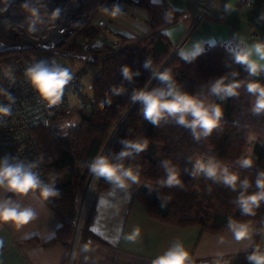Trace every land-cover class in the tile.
Here are the masks:
<instances>
[{
  "label": "trees",
  "instance_id": "obj_1",
  "mask_svg": "<svg viewBox=\"0 0 264 264\" xmlns=\"http://www.w3.org/2000/svg\"><path fill=\"white\" fill-rule=\"evenodd\" d=\"M136 4L148 15V32L144 36L132 38L118 33L116 37L121 42L120 48L114 50L100 46L93 51L94 62L101 66L100 74L93 81V108L74 111L72 115L78 118L77 123L67 131L55 127L59 117L63 116L61 114L55 115L49 126L39 124L32 131L40 156L43 155L44 158L42 164L48 181L55 175L56 187L60 190L59 197L51 198L50 206L62 218L63 223L51 243L60 244L68 250L72 248L77 231L80 198L86 195L93 177L87 165L95 156L103 154L126 116L131 103L128 94L133 88L146 87L150 81V73L142 67L145 58H151L153 67L160 70L171 54L173 45L168 41L164 30L176 25L184 16V13L164 8L152 0H138ZM97 33V26L90 21L71 37L63 49L79 53L77 42L93 39ZM227 47L221 43L206 46L204 54L192 63H186L179 55H175L166 68L173 71L184 91L199 93L210 80L231 70L226 67V63L230 62ZM36 52L30 49L0 52V67L2 64L7 65L9 75H13L16 67H22L24 60ZM122 65H129L134 71H140L141 75L135 78L134 83L122 80ZM232 69L240 72L241 79L247 76L238 65L233 64ZM8 76H3L0 71V86L8 88ZM257 79L264 83V74ZM122 83L128 92L122 96H112L111 106L102 107L101 101L106 95H111L109 88ZM241 92L238 99L221 101L212 98L222 106L223 131L214 132L207 140L199 143L193 141L188 130L174 124L159 128L152 126L141 116L139 105L123 123L106 154L121 150L118 143L120 139L148 138L147 150L136 160L125 161V164L134 168L138 165L141 170L140 182L134 185V197L142 203L152 219L179 228L198 227L212 234L227 230L229 217L247 223L264 219V205L254 217L241 216L239 209L231 203L235 193L201 177L192 178L184 171L191 170L189 158L194 161L198 158L207 159L209 155L216 156L223 164L239 171L241 176L248 175L254 179L257 171H264V117L258 118L248 112L250 98L243 90ZM253 137L251 154L254 167L241 170L234 162L248 154L247 148ZM163 159H171L179 167L184 189L160 186L159 180L164 172L159 167V162ZM109 185L103 179L96 178L94 187L97 192H101ZM160 196L164 200V207H161ZM92 213L91 205L82 224V244L88 237L86 232ZM246 255L247 253L239 255L237 264H248Z\"/></svg>",
  "mask_w": 264,
  "mask_h": 264
},
{
  "label": "clouds",
  "instance_id": "obj_2",
  "mask_svg": "<svg viewBox=\"0 0 264 264\" xmlns=\"http://www.w3.org/2000/svg\"><path fill=\"white\" fill-rule=\"evenodd\" d=\"M21 7L27 14L30 30L33 31L48 15L47 0H24ZM234 10L227 4L224 7L226 14H231ZM60 12L57 8L50 15L52 18H58ZM120 12L121 7L118 4L112 6L113 17ZM261 18H264V13H261ZM205 43L206 41L196 40L190 49L182 50L178 55L186 63H192L204 54ZM230 45L226 48L230 57L226 67L231 70L210 80L196 94L184 91L170 68L157 70L153 67L152 59L146 57L142 67L150 73V79L156 81V86L133 88L128 94L130 102L139 105L141 116L152 126L159 128L174 124L182 127L189 131L191 138L197 143L207 140L214 132L223 131V109L213 97L221 101L238 99L243 90L250 98L248 112L258 118L264 117V83L257 79L264 74V41L249 43L243 37L234 36ZM233 64L242 68L247 76L241 79L240 72L232 69ZM120 74L122 80L129 84L134 83L135 78L141 75L139 70L134 71L129 65H122ZM24 76L37 97L49 106L57 105L61 101L65 87L73 79L68 67L48 58L30 64L24 70ZM9 83H14V77L9 76ZM127 92L123 83L111 86V95L105 96L101 106H111L112 96H122ZM0 97L6 101L0 102V123H3L5 117L12 115L16 97L2 86ZM118 143L121 145L119 152L98 154L87 167L95 178L128 191L139 184L141 170L138 165L135 168L126 165L125 161L136 160L145 152L148 148V138H123L118 140ZM188 160L192 164L191 170L184 171L190 177H201L236 194L231 203L239 209L241 216L254 217L257 210L264 205V171H257L253 179L248 175L241 176L239 171L223 164L214 155H209L207 159ZM43 161V155L36 160L21 159L9 154L0 157V193L3 194L0 196V221H11L21 227L36 219L35 209L23 202L29 194L33 199L41 201L60 196V190L56 187L57 177L52 175L50 181L42 178L40 169ZM234 164L241 170H248L254 167V159L252 154L248 153L238 158ZM159 167L164 172V176L159 180L161 187L184 189L179 167L171 159L161 160ZM208 191H211V187ZM159 198L161 207H164V200L161 196ZM226 227L237 242L248 241V248L245 249L248 264H264V249L256 242V237L264 234V220L253 227L250 223L229 217ZM139 234V228L133 229L127 240L135 242ZM188 261V251L181 242L175 241L167 251L157 256L152 264H187Z\"/></svg>",
  "mask_w": 264,
  "mask_h": 264
},
{
  "label": "crops",
  "instance_id": "obj_3",
  "mask_svg": "<svg viewBox=\"0 0 264 264\" xmlns=\"http://www.w3.org/2000/svg\"><path fill=\"white\" fill-rule=\"evenodd\" d=\"M152 1L184 13L180 22L164 30L175 55L190 49L196 40L206 41L205 47L216 43L230 47L234 36L249 43L264 41V0H254L250 7L241 6L239 0H215L204 17L202 9L208 7V0ZM226 4L235 9L231 14L225 13ZM20 11L18 7L13 13ZM112 23L117 34L130 38L148 32V15L136 2H129ZM84 199L80 198V207ZM23 202L35 209L37 217L21 227L0 221V264H152L175 241L188 251L187 264H237L239 255L247 253L248 241L237 242L228 229L212 234L198 227L179 228L152 219L134 197V186L125 191L110 184L101 192L93 187L85 208L86 215L93 207L88 237L85 243L80 242L81 223L70 250L51 243L63 221L49 202L33 199L31 194ZM249 223L256 227L260 221ZM136 228L140 230L136 241H128L127 236ZM256 242L264 249V234L256 237Z\"/></svg>",
  "mask_w": 264,
  "mask_h": 264
},
{
  "label": "built area",
  "instance_id": "obj_4",
  "mask_svg": "<svg viewBox=\"0 0 264 264\" xmlns=\"http://www.w3.org/2000/svg\"><path fill=\"white\" fill-rule=\"evenodd\" d=\"M137 1L47 0L48 15L33 31L30 30V21L21 7L24 0H8L7 11L0 18L3 20L0 24V52L25 49L37 52L24 60L22 67H16L13 75H9L14 77V83L10 84L9 76L7 78V89L16 97V103L13 105L12 115L5 117L4 122L0 123V157L9 154L21 159L36 160L40 157V153L32 131L37 125L49 126L51 119L57 114L70 116L76 110L93 108V85L88 89L92 95L88 96L82 84L88 72V65L94 62L93 51L100 46L114 50L121 47L120 40L115 36L117 28L112 23L114 18L111 15L112 6L118 4L123 12L129 2ZM214 2L215 0H208V7L202 9L203 17L209 14V8ZM253 2L254 0H239L243 7H250ZM12 5L19 7L21 11L12 13ZM57 8L61 10L60 16L52 18L50 14ZM107 13L108 16H103ZM90 21H93L98 28L95 38L78 41L79 53L65 51L63 46ZM63 56L69 59L73 79L65 87L61 101L57 105L49 106L37 97L24 76V70L35 61L46 58L55 59L68 67L62 60ZM72 98L75 99L77 107L71 104ZM0 102L6 103L3 97H0ZM40 170L42 178L48 181L43 164ZM47 201L52 204L51 198Z\"/></svg>",
  "mask_w": 264,
  "mask_h": 264
},
{
  "label": "rangeland",
  "instance_id": "obj_5",
  "mask_svg": "<svg viewBox=\"0 0 264 264\" xmlns=\"http://www.w3.org/2000/svg\"><path fill=\"white\" fill-rule=\"evenodd\" d=\"M7 2H8V0H0V17H2L3 16V14H5L6 13V11H7ZM17 6H14V5H12L11 6V12L13 13V12H15L16 10H17ZM3 22V20L1 19L0 20V24ZM171 54H172V52H171ZM170 54V55H171ZM169 55V56H170ZM169 58V57H168ZM167 58V59H168ZM167 59H166V61H167ZM62 60H63V62L69 67V59L67 58V57H65V56H63L62 57ZM165 61V62H166ZM77 62H79L80 64H81V62L80 61H77ZM164 62V63H165ZM164 65V64H163ZM162 65V66H163ZM69 69L71 70V68L69 67ZM88 70V72L86 73V75L84 76V78H83V80H82V84H83V86H84V89L85 90H87V93H86V95H92V92L90 91H88V89H89V87H91L92 85H93V81H94V79L100 74V72H101V66H100V64L98 63V62H92V63H90L89 65H88V68H87ZM0 71H1V74L3 75V76H5V77H7L8 75H9V71H8V67H7V65H5V64H2V66L0 67ZM72 72V71H71ZM150 81H151V79H150ZM149 81V82H150ZM148 82V83H149ZM148 85V84H147ZM71 104L73 105V106H75V107H77L78 105L76 104V102H75V99H71ZM132 106H134L132 103H130V106H129V110H130V108L132 107ZM128 110V111H129ZM71 116V117H70ZM70 116H62V117H59V122L58 123H56V125H55V127L56 128H58L59 130H61V131H67L70 127H72V126H74L76 123H77V117H76V115L74 116V115H70ZM253 143H254V137L251 139V141H250V144H249V147L247 148V150H248V153H251V151H252V145H253ZM95 181H96V179H95ZM94 185H95V182H94ZM94 185H93V187H94ZM93 189V188H92ZM152 190V189H151ZM86 196V195H85ZM85 196H84V198H85ZM84 203H85V199H84ZM83 208H84V204H82V206L80 207V213H79V218H78V221L80 220V216H81V212H82V210H83ZM87 208V207H86ZM83 216L85 217V210H84V214H83ZM81 217V223H83V218L84 217ZM81 225V224H80Z\"/></svg>",
  "mask_w": 264,
  "mask_h": 264
},
{
  "label": "water",
  "instance_id": "obj_6",
  "mask_svg": "<svg viewBox=\"0 0 264 264\" xmlns=\"http://www.w3.org/2000/svg\"><path fill=\"white\" fill-rule=\"evenodd\" d=\"M174 56H175V53H172V54L169 56V58L167 59V61L164 63V65L160 68V70L165 69V68L168 66V64L170 63V61L173 59ZM151 81H152V79H151ZM151 81H150V82H151ZM150 82H149V83H150ZM149 83H148V84H149ZM155 83H156V81H154L153 86L155 85ZM147 86H148V85H147ZM137 106H138V104L135 105V106H132V107L130 108V110L127 112L126 116L124 117V119L122 120V122L119 124V126H118L117 129L115 130V132H114L112 138L110 139L108 145L106 146V149L104 150L103 154H106V153H107V151H108V149H109V147H110V145H111L113 139L115 138V136L117 135L118 131H119L120 128L122 127L123 123L126 121V119L128 118V116L134 111V109H135ZM95 179H96V178L93 176V177H92V180H91V182H90V185H89V187H88V190H87L86 196H85L84 208H83V210H82V212H81L82 214H81V216H80L79 224H78V227H77L76 238H77V236H78V233H79V230H80V227H81V226H80V224H81V217H82L83 214H84V210H85V208H86V203H87V200H88V198H89L90 192H91V190H92V188H93V185H94Z\"/></svg>",
  "mask_w": 264,
  "mask_h": 264
},
{
  "label": "bare ground",
  "instance_id": "obj_7",
  "mask_svg": "<svg viewBox=\"0 0 264 264\" xmlns=\"http://www.w3.org/2000/svg\"><path fill=\"white\" fill-rule=\"evenodd\" d=\"M153 84H154V80H152L149 84H148V86L147 87H152L153 86ZM135 106V105H134Z\"/></svg>",
  "mask_w": 264,
  "mask_h": 264
}]
</instances>
